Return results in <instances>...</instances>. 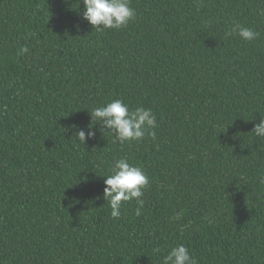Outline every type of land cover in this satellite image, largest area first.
<instances>
[{
  "label": "trees",
  "instance_id": "trees-1",
  "mask_svg": "<svg viewBox=\"0 0 264 264\" xmlns=\"http://www.w3.org/2000/svg\"><path fill=\"white\" fill-rule=\"evenodd\" d=\"M130 7L99 32L79 0H0V264H162L178 244L197 264H264V0ZM234 23L258 38H225ZM114 99L151 109L155 138L92 125ZM114 158L149 178L140 216L132 201L111 217Z\"/></svg>",
  "mask_w": 264,
  "mask_h": 264
},
{
  "label": "clouds",
  "instance_id": "clouds-1",
  "mask_svg": "<svg viewBox=\"0 0 264 264\" xmlns=\"http://www.w3.org/2000/svg\"><path fill=\"white\" fill-rule=\"evenodd\" d=\"M84 9L79 13L95 31L103 32L107 29H121L135 18V10L130 7V0H79ZM238 36L244 41H254L259 33L252 28L234 23L225 32V38ZM29 49H20L21 53H27ZM88 111V110H87ZM95 124H100L99 131L113 136V142L137 143L144 140L145 136L155 138L154 129L157 127L156 116L151 109L136 107L130 109L121 99L110 100L103 106L95 107L88 111ZM90 125L87 132L81 129L76 133L79 141L85 144L87 139L95 137L96 132ZM257 137H264V118L255 124L252 131ZM105 177L103 199L110 207L111 217L119 219L121 207L126 202L135 201V215L140 216L144 207V189L149 185V178L144 170L130 164L126 158L113 159L109 174ZM260 183L264 184V176L260 177ZM159 252L160 249H156ZM162 264H197L196 258L190 254L189 249L178 244L171 248L164 256Z\"/></svg>",
  "mask_w": 264,
  "mask_h": 264
}]
</instances>
